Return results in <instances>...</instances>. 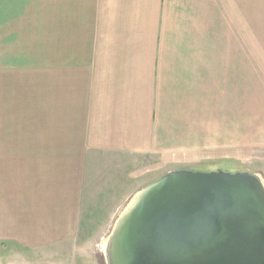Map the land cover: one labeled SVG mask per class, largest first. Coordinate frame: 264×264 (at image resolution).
<instances>
[{
	"label": "crops",
	"instance_id": "1",
	"mask_svg": "<svg viewBox=\"0 0 264 264\" xmlns=\"http://www.w3.org/2000/svg\"><path fill=\"white\" fill-rule=\"evenodd\" d=\"M245 4L53 0L47 49L23 48L21 15L5 20L0 244L52 257L71 249L73 264H94L84 234L107 232L141 188L145 162L218 149L219 136L229 148L234 126H220L219 111L233 115L238 58L252 66L240 40L228 47L245 27L230 26L233 10L243 16ZM259 116L264 148L260 107Z\"/></svg>",
	"mask_w": 264,
	"mask_h": 264
},
{
	"label": "water",
	"instance_id": "2",
	"mask_svg": "<svg viewBox=\"0 0 264 264\" xmlns=\"http://www.w3.org/2000/svg\"><path fill=\"white\" fill-rule=\"evenodd\" d=\"M104 264H264V179L223 170L167 172L114 222Z\"/></svg>",
	"mask_w": 264,
	"mask_h": 264
},
{
	"label": "rangeland",
	"instance_id": "3",
	"mask_svg": "<svg viewBox=\"0 0 264 264\" xmlns=\"http://www.w3.org/2000/svg\"><path fill=\"white\" fill-rule=\"evenodd\" d=\"M52 1L53 0H0V42L3 38L4 21L6 20L8 22L6 27L8 26L9 28L10 22L13 21L10 19L16 18L19 14L21 15V24L24 22L23 29L25 32V45L24 47L21 43L20 45L28 49L49 48ZM233 12L235 15L233 19L230 20V26H235V30H239L242 29L245 23V27L243 32L240 30L237 35L231 33V35H233V46L229 42L228 47H234V49L237 50L238 41L240 40L239 47L249 49L252 55L251 68L246 66L248 58L240 57L238 59L244 63L245 67H235L234 69V81L233 84H230L234 92L233 115L230 116L231 112L226 113V109L223 107H220L219 111L220 115L222 114L219 121L220 126L230 124L234 126L235 134L232 139L233 143L230 144L229 142V148H227L226 143L224 145L221 144V140L224 139L222 138L223 136H219L218 149H211L208 145L203 149L202 154L192 153L180 158L172 156L163 161L157 157L153 158V160H148V162H145L148 165L142 168L143 172H140L141 188L155 181L167 172L179 170L198 172L223 170L230 173L247 171L257 173L264 179V161L261 162L260 160V149L264 148H260L261 144L259 143V107L264 111V61L259 65L253 63L254 60H264V0H250L248 7L247 4H245L243 16L242 7L240 9L237 7L234 8ZM220 47H222L221 43ZM235 54L239 53L235 52ZM223 90H225V88H223ZM243 92H246L245 96H243ZM249 108L252 113L251 121L248 125L249 116L244 115V113L246 110L248 112ZM261 119H264V116H262ZM245 126H248L246 130ZM262 135H264V133ZM248 142H250L251 146ZM128 202L129 201L123 203L122 210L126 207ZM116 219L117 217L114 218V221L108 226L107 232L84 234L86 238L89 236L91 239L92 243L90 247L86 249L87 251H85L86 253L89 252L90 255L95 258L94 264H104V243ZM49 253L50 252H48V255H43L32 250L20 249L14 245L0 244V264H67L66 261L68 259V264H73L75 261L72 257L73 253L71 249H69L64 256L52 257Z\"/></svg>",
	"mask_w": 264,
	"mask_h": 264
}]
</instances>
